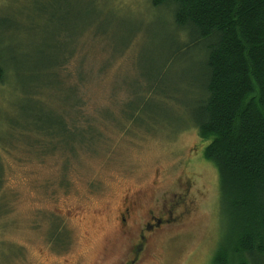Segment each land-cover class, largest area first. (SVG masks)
I'll return each instance as SVG.
<instances>
[{"label":"rangeland","instance_id":"1","mask_svg":"<svg viewBox=\"0 0 264 264\" xmlns=\"http://www.w3.org/2000/svg\"><path fill=\"white\" fill-rule=\"evenodd\" d=\"M1 1L10 67L22 42L46 40L59 59L76 50L64 65L72 75L44 95L28 97L25 77L0 86V264H125L152 214L168 220L134 264H208L223 220L216 169L191 125L202 49L181 47L170 11L150 0H95L87 11L84 0ZM73 104L77 124L92 126L41 154L34 128L60 130L36 116L68 122Z\"/></svg>","mask_w":264,"mask_h":264},{"label":"trees","instance_id":"2","mask_svg":"<svg viewBox=\"0 0 264 264\" xmlns=\"http://www.w3.org/2000/svg\"><path fill=\"white\" fill-rule=\"evenodd\" d=\"M84 2L87 11L95 0ZM150 4L170 11L173 25L187 37L181 47L202 49L203 80L191 125L206 142L204 159L216 169L223 220L221 237L208 264H264V0H150ZM31 8L34 12L36 5ZM33 18L28 17V22ZM3 27L0 44L7 31ZM22 43L26 52L20 54V61L15 59L19 69L5 62L0 49V86L29 78L32 91L22 92L32 98L54 89L52 78L72 75L64 65L75 45L72 53L59 59L56 47L46 40ZM79 80L83 82V78ZM71 86L77 92L75 81ZM149 91L154 93L152 88ZM76 107L70 105L73 115L68 122L36 116L42 124L55 121L60 130L34 128L33 144L41 154L52 152L54 141L63 142L81 128L90 129L91 118H85L84 125L77 124L83 119Z\"/></svg>","mask_w":264,"mask_h":264},{"label":"flooded vegetation","instance_id":"3","mask_svg":"<svg viewBox=\"0 0 264 264\" xmlns=\"http://www.w3.org/2000/svg\"><path fill=\"white\" fill-rule=\"evenodd\" d=\"M131 207L132 206L130 207L128 206L124 208L123 214L121 216V221L123 223L126 222L127 216L129 217L131 214ZM167 220L168 218H165L163 215H153L152 214L151 216H149V219L145 221L143 228L138 235V241L134 244L132 258H130L125 264H134L136 262L144 246V243L147 237L146 235L154 231L156 228H158L161 224H163Z\"/></svg>","mask_w":264,"mask_h":264}]
</instances>
